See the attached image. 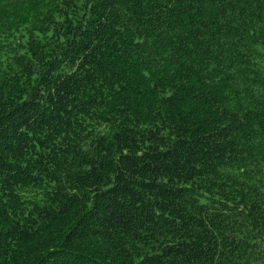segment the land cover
<instances>
[{"label":"trees","instance_id":"trees-1","mask_svg":"<svg viewBox=\"0 0 264 264\" xmlns=\"http://www.w3.org/2000/svg\"><path fill=\"white\" fill-rule=\"evenodd\" d=\"M0 264H264V0H0Z\"/></svg>","mask_w":264,"mask_h":264}]
</instances>
